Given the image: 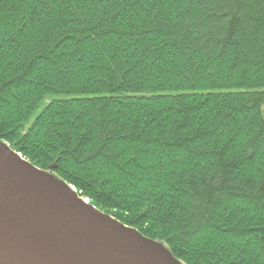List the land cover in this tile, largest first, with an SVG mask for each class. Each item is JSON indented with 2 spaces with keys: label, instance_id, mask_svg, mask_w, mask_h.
Listing matches in <instances>:
<instances>
[{
  "label": "trees",
  "instance_id": "obj_1",
  "mask_svg": "<svg viewBox=\"0 0 264 264\" xmlns=\"http://www.w3.org/2000/svg\"><path fill=\"white\" fill-rule=\"evenodd\" d=\"M0 139L186 264H264V0H0Z\"/></svg>",
  "mask_w": 264,
  "mask_h": 264
},
{
  "label": "water",
  "instance_id": "obj_2",
  "mask_svg": "<svg viewBox=\"0 0 264 264\" xmlns=\"http://www.w3.org/2000/svg\"><path fill=\"white\" fill-rule=\"evenodd\" d=\"M18 154L0 139V264H181Z\"/></svg>",
  "mask_w": 264,
  "mask_h": 264
},
{
  "label": "bare ground",
  "instance_id": "obj_3",
  "mask_svg": "<svg viewBox=\"0 0 264 264\" xmlns=\"http://www.w3.org/2000/svg\"><path fill=\"white\" fill-rule=\"evenodd\" d=\"M21 154V153H20ZM20 154H18L19 155V157H21L22 159L24 158L23 156H22V154L20 155ZM25 159V158H24ZM32 163V162H31ZM49 172H51V169L49 170ZM52 173V172H51ZM53 174V173H52ZM54 175V174H53ZM56 176V175H55ZM57 177V176H56ZM62 179V178H61ZM60 179V180H61ZM63 181H65L64 179H62ZM66 182V181H65ZM73 194H75L76 196H78V197H80L79 196V193H78V191H74L73 192ZM83 197V196H82ZM83 198H85V197H83ZM85 202L86 203H90V201H89V199H87V198H85ZM111 215V214H110ZM112 216V215H111ZM114 217V216H113ZM115 218V217H114ZM164 245V244H163ZM179 261H180V263L181 264H186L184 261H182L181 259H178Z\"/></svg>",
  "mask_w": 264,
  "mask_h": 264
}]
</instances>
